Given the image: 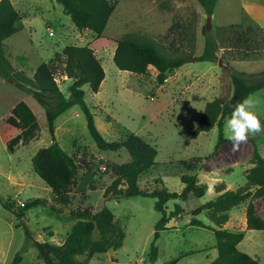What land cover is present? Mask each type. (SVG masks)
I'll use <instances>...</instances> for the list:
<instances>
[{"label": "rangeland", "instance_id": "374dc122", "mask_svg": "<svg viewBox=\"0 0 264 264\" xmlns=\"http://www.w3.org/2000/svg\"><path fill=\"white\" fill-rule=\"evenodd\" d=\"M22 19L16 23L17 32L4 41L8 60L16 69H23L32 77L42 62L60 54L67 45L88 46L100 61L105 77L97 93L83 86L85 103L93 115L94 124L108 141H122L133 133L153 146L156 166L140 175L138 187L152 191L164 186L170 192H180L179 176L196 175L207 186L201 198L167 203L170 210L178 203L184 215L171 220V229L159 232L156 241L158 257L149 263L147 255L153 240L154 226L160 214L154 209V200L147 197H104V190L114 179L112 167L129 161V155L120 152L99 151L91 138L84 114L73 106L54 121V138L78 165L76 185L69 193L66 206L58 204L50 189L33 172L31 158L52 143L43 109L13 81L0 77V123L20 101L28 99L35 109L36 126L28 130L14 153H9L0 141V264H10L14 255L27 245L19 264H44L37 251L27 241L26 228L35 240L59 245L70 233L74 219L71 212L89 209L97 212L109 209L121 221L126 237L116 251L95 255L89 264H209L217 257L215 237L211 230L189 226L190 212L216 197L214 187L224 183L235 191L246 184L244 173L252 167L251 142L264 157V132L250 136L247 147L242 145L241 158L232 151L229 141L213 152L218 139V128L191 137L205 104L218 96L229 99L231 83L229 72L217 63L190 60L168 74L166 82L158 85L157 71L149 67L146 74L136 75L120 71L112 57L116 42L126 33H138L168 45L175 40L169 29L175 24L192 22L196 28L194 56L203 51L206 25L203 8L196 0H110L114 12L103 34L96 37L87 30H78L61 6L54 0H10ZM242 23L243 27L262 28L249 35L253 45L264 43V1L215 0L206 31L215 37L220 26ZM168 35V36H167ZM255 45V44H254ZM253 45V46H254ZM258 59L229 61L230 68L248 74L264 71V50ZM195 60V59H194ZM56 83L68 97L72 81L56 76ZM264 124V89L250 96ZM225 126V125H224ZM224 134V128H223ZM225 137V136H224ZM195 169L187 170L183 163ZM161 180V181H160ZM161 182V183H160ZM10 200L18 210L32 200L40 199L42 206L25 211V219L5 210L2 201ZM256 214L264 219V197L254 199ZM247 202L229 211V220L223 229L243 234L239 251L257 258L264 264V230H248L245 223ZM197 219L215 227L202 212ZM19 224L20 227L16 228Z\"/></svg>", "mask_w": 264, "mask_h": 264}, {"label": "trees", "instance_id": "16d2710c", "mask_svg": "<svg viewBox=\"0 0 264 264\" xmlns=\"http://www.w3.org/2000/svg\"><path fill=\"white\" fill-rule=\"evenodd\" d=\"M61 6L78 30H87L100 37L114 12V4L110 0H54ZM206 15H212L215 0H196ZM22 16L16 11L10 0H0V77L11 79L20 91L33 99L42 109L47 123L52 143L40 149L31 158L33 172L50 189L58 204L66 206L69 203V193L76 185L78 165L71 155L61 149L54 138V121L73 106H79L85 116L88 132L99 151L120 152L124 150L129 155V161L112 167L114 179L104 190V197L130 198L134 196L147 197L154 200V209L160 214L154 226L153 240L150 244L147 260L154 263L158 257L156 241L159 232L171 229L167 225L184 215L183 208L174 203L170 210L167 203L175 200L186 201L191 196L201 198L207 191V186L199 182L196 175L183 173L179 176L182 184L180 192H170L164 186L152 191L141 190L138 187L140 175L156 166V149L141 137L129 133L122 141H108L97 130L93 115L85 103L83 86L87 85L91 92L97 93L104 80L105 73L94 51L88 46L67 45L60 54H56L48 62H42L34 70L32 77L26 75L23 69H16L8 60L4 41L17 32L16 23ZM262 28L243 27L242 23L217 27L215 37L203 28V51L194 56L196 28L192 22L178 23L169 29L168 35L175 40L168 45L159 43L146 35L126 33L116 42L112 57L114 65L120 71L136 75L146 74L149 67L157 71L158 85L166 82L168 74L182 67L190 59L217 63L222 60L245 61L258 59L264 43L257 39L253 45L249 35L252 31L260 32ZM167 35V36H168ZM231 93L229 99L218 96L205 104L196 127L191 133L196 138L201 133L209 132L214 126L218 128V139L213 152H217L228 142L223 134L225 121L233 111L232 102L238 103L249 95L264 89V71L258 74L240 72L232 67L228 70ZM65 76L72 81L66 97L56 83V76ZM36 126L34 107L27 101L20 100L10 111V114L0 123V141L9 153H14L24 134ZM252 167L245 171L246 184L235 191L227 190L224 183L214 187L216 197L190 212L189 226L211 230L215 237L217 257L209 264H260L257 258L238 250L237 246L243 239V234L237 231L223 229L229 220V211L245 202V223L248 230H264V219L255 212L254 199L264 197V157L253 141ZM183 166L193 172L187 163ZM161 181V180H160ZM161 183V182H160ZM5 210L12 213L16 220L25 219V211L42 206L40 199H32L18 210L10 200L2 201ZM202 212L215 226L204 224L197 219ZM74 223L70 233L59 245L35 240L30 228H26L27 241L30 247L37 251L44 264H89L95 255L104 254L110 250L116 251L123 245L126 232L123 224L113 213L102 208L97 212L89 209L71 212ZM20 225L17 224L16 228ZM27 245L21 248L10 264H19ZM177 259L171 260L173 264Z\"/></svg>", "mask_w": 264, "mask_h": 264}, {"label": "clouds", "instance_id": "9594fccd", "mask_svg": "<svg viewBox=\"0 0 264 264\" xmlns=\"http://www.w3.org/2000/svg\"><path fill=\"white\" fill-rule=\"evenodd\" d=\"M256 104L251 97H246L233 106L230 117L225 121L224 136L231 142L232 151H239L242 144H246L250 136L264 132L257 112Z\"/></svg>", "mask_w": 264, "mask_h": 264}, {"label": "water", "instance_id": "95a60500", "mask_svg": "<svg viewBox=\"0 0 264 264\" xmlns=\"http://www.w3.org/2000/svg\"><path fill=\"white\" fill-rule=\"evenodd\" d=\"M210 18H211L210 15L206 17V25H205V30H206V31L210 28ZM190 61H191V62H194L195 60H194V58H192ZM218 65H219L221 68H223V69H226V70L230 69V65L227 64V63H225V62L222 61V60H218ZM8 80L11 81V79H8ZM231 104L234 106L236 103L232 102Z\"/></svg>", "mask_w": 264, "mask_h": 264}, {"label": "crops", "instance_id": "0c3cea01", "mask_svg": "<svg viewBox=\"0 0 264 264\" xmlns=\"http://www.w3.org/2000/svg\"><path fill=\"white\" fill-rule=\"evenodd\" d=\"M262 1H264V0H262ZM256 93V92H255ZM254 94V93H253ZM252 95V94H251ZM251 95H249L248 97H250ZM229 142V141H228ZM228 142H226L225 144H227ZM224 144V145H225ZM251 144V143H250ZM242 145H244V147H247V146H249L248 145V142L246 143V144H242ZM242 145L240 146V149H239V151H236L234 154H236V155H238V157H240L241 158V147H242ZM223 146V145H222ZM251 147H252V144H251ZM252 149H253V147H252ZM245 174V173H244ZM222 183V182H221ZM226 187V186H225ZM168 227H172L171 226V223H169L168 225H167Z\"/></svg>", "mask_w": 264, "mask_h": 264}]
</instances>
